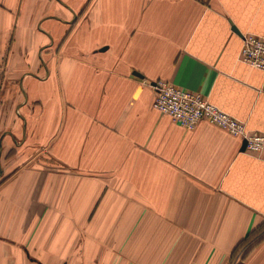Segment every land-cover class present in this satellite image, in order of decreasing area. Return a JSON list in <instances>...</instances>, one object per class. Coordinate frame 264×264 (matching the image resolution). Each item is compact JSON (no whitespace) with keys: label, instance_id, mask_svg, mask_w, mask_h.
Wrapping results in <instances>:
<instances>
[{"label":"crops","instance_id":"1","mask_svg":"<svg viewBox=\"0 0 264 264\" xmlns=\"http://www.w3.org/2000/svg\"><path fill=\"white\" fill-rule=\"evenodd\" d=\"M245 33L264 36V0H0L2 85L22 95L19 133L0 131V264H230L264 223V155L174 123L151 84L264 132Z\"/></svg>","mask_w":264,"mask_h":264},{"label":"built area","instance_id":"2","mask_svg":"<svg viewBox=\"0 0 264 264\" xmlns=\"http://www.w3.org/2000/svg\"><path fill=\"white\" fill-rule=\"evenodd\" d=\"M241 42L240 61L264 72V36L245 33L241 35ZM151 87L154 91L152 108L168 115L174 123L192 129L200 121H207L239 138L245 151L264 155V132L247 129L243 121L221 110L200 93L182 89L164 79L154 80Z\"/></svg>","mask_w":264,"mask_h":264},{"label":"rangeland","instance_id":"3","mask_svg":"<svg viewBox=\"0 0 264 264\" xmlns=\"http://www.w3.org/2000/svg\"><path fill=\"white\" fill-rule=\"evenodd\" d=\"M1 67L2 66H0V131H2V129H10L13 132L17 131L19 133L22 127V121L16 108L18 107V102L22 98V95L18 89L17 81L14 79L4 80V85H2L3 70ZM252 248L249 249V251L253 250ZM245 250V248L238 249L230 264H243L242 261L245 256L242 258V253ZM249 251L247 253H249Z\"/></svg>","mask_w":264,"mask_h":264},{"label":"trees","instance_id":"4","mask_svg":"<svg viewBox=\"0 0 264 264\" xmlns=\"http://www.w3.org/2000/svg\"><path fill=\"white\" fill-rule=\"evenodd\" d=\"M264 237V223L253 229L244 239H242L232 251L231 260L238 249L245 248L242 258L246 256L249 249L255 246Z\"/></svg>","mask_w":264,"mask_h":264}]
</instances>
